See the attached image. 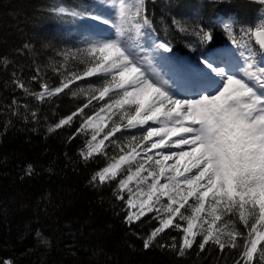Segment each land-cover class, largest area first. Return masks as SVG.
<instances>
[{"label":"snow or ice","instance_id":"snow-or-ice-1","mask_svg":"<svg viewBox=\"0 0 264 264\" xmlns=\"http://www.w3.org/2000/svg\"><path fill=\"white\" fill-rule=\"evenodd\" d=\"M155 2L54 5L50 11L58 17L96 23L85 25L83 46L58 53L64 58L56 69L64 71L59 84L53 88L41 82L40 91L29 95L43 102L78 82L89 85L79 89L86 97L80 106L49 131L79 118L69 139L85 135L81 157L107 161L90 183L116 181L127 222L144 217L156 222L146 248L175 229L181 234L179 246L173 237L170 247L179 256L194 246L203 253L206 246L215 245L220 253L240 249L234 264H264V0H255L259 14L246 21L225 12L191 28L190 34L204 44L222 31L233 49V62H217L208 54L210 47L196 58L194 69L164 73L160 61L173 47L154 27L149 4ZM169 26L182 33L191 27L175 16ZM69 59L82 63L83 70L69 72ZM34 71L36 81L40 69ZM15 76V86L27 92ZM31 117L37 113L31 112ZM31 170L29 164L26 172ZM0 264L13 262L4 259Z\"/></svg>","mask_w":264,"mask_h":264},{"label":"trees","instance_id":"trees-1","mask_svg":"<svg viewBox=\"0 0 264 264\" xmlns=\"http://www.w3.org/2000/svg\"><path fill=\"white\" fill-rule=\"evenodd\" d=\"M57 3L87 6V0H0V260L10 259L13 264H234L240 249L220 253L209 245L199 253L194 246L179 256L170 247L173 237L179 246L181 234L175 229L166 230L146 248L145 240L156 222L149 217L127 222L116 181L90 183L107 161L81 157L85 135L69 139L79 118L49 131L86 99L77 86L87 84L78 82L43 102L29 95L40 91L41 82L56 87L64 77L63 69L56 71L64 64L58 53L72 43L83 46L81 21L53 14L50 9ZM149 9L154 27L171 41L173 52L196 62L213 45L229 42L221 31L204 44L190 34L192 27L225 12L246 21L259 14L260 6L255 0H156ZM173 16L191 25L188 33L169 26ZM80 65L69 59L66 67L69 71ZM37 68L40 78L33 81ZM14 72L27 92L13 83ZM109 153L115 151L110 148ZM29 164L32 170L27 173ZM236 226L244 231L239 222Z\"/></svg>","mask_w":264,"mask_h":264},{"label":"rangeland","instance_id":"rangeland-1","mask_svg":"<svg viewBox=\"0 0 264 264\" xmlns=\"http://www.w3.org/2000/svg\"><path fill=\"white\" fill-rule=\"evenodd\" d=\"M79 20L81 21L80 30H81L83 33H85V34L88 32V29L85 27V25H93V24L96 23V22H93V21H91V20H87L88 22L91 23V24H89L87 21H85V20L82 19V18H79ZM223 49H224V48H223ZM228 49L231 50L230 47L226 46V47H225V50H228ZM232 53H233V52H232ZM234 56H235V55H234ZM167 58H168V60H169L173 65H171L170 67H167V66L161 64L162 66L159 68V71H160L161 73H164L165 71H168V70H170L171 68H172V69L180 68V69H182V70L187 71V68H184L185 66L183 65L184 61H189V60H187L186 58H189V59H190L189 63H190V66L192 67V69L195 68V63H194L193 61H191L192 59H191L190 57H187V56H186V57H184V56L179 57V56H177L175 53L172 52V53H169V54H168ZM160 63H161V61H160ZM83 67H84L83 64L80 65V66H73V67H71V69L69 70V72H70V71H73V70H75V71H82V70H83ZM88 86H89L88 84H79V85L77 86L78 92H79V89H80V88H87ZM83 96L85 97V95H83ZM85 98H86V97H85Z\"/></svg>","mask_w":264,"mask_h":264},{"label":"bare ground","instance_id":"bare-ground-1","mask_svg":"<svg viewBox=\"0 0 264 264\" xmlns=\"http://www.w3.org/2000/svg\"><path fill=\"white\" fill-rule=\"evenodd\" d=\"M78 20H79V18H78ZM85 21H87V20H85ZM88 23L91 24L90 22H88ZM75 46H77V45L72 43L71 45H69V47L67 49L74 48ZM79 46H81V45H79ZM218 49H220V48H218ZM173 53H175L178 56V54L176 52H173ZM168 54L169 53H164L163 54L164 59L161 60V64L165 65L167 67H170L173 64L168 60V58H167ZM209 55H212L214 59H217V62L224 61V63H231V62H233L235 60L234 53H232V50H230V49L225 50L223 54H219L218 51H215L214 53H210ZM182 56L186 57L188 55H182ZM179 57H181V56H179ZM186 59L190 61L189 58H186ZM189 61H184V63H183V65L185 66L184 68H187V70L192 69V67L190 66ZM80 64H82V63H80Z\"/></svg>","mask_w":264,"mask_h":264}]
</instances>
